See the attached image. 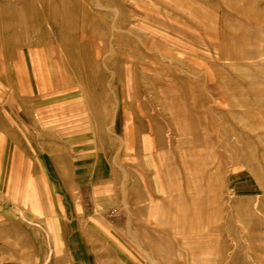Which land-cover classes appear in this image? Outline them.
Instances as JSON below:
<instances>
[{"label": "rangeland", "instance_id": "rangeland-1", "mask_svg": "<svg viewBox=\"0 0 264 264\" xmlns=\"http://www.w3.org/2000/svg\"><path fill=\"white\" fill-rule=\"evenodd\" d=\"M0 264H264V0H0Z\"/></svg>", "mask_w": 264, "mask_h": 264}, {"label": "bare ground", "instance_id": "bare-ground-1", "mask_svg": "<svg viewBox=\"0 0 264 264\" xmlns=\"http://www.w3.org/2000/svg\"><path fill=\"white\" fill-rule=\"evenodd\" d=\"M54 5L52 3H50L49 7H53ZM62 13H64L62 11ZM16 15L15 18H13V20H11V22H9L10 24L8 25L7 23H2L1 25L3 27H6V25H8L9 27H12L14 28V33L15 32H18L19 30L17 29V26H18V23H19V17H20V14H14ZM28 32V31H27ZM25 41V35L21 36V37H17L16 35H12L10 36L9 38H7V42L4 40V44L1 45V47H6L4 49V51L2 52L3 56H4V60H12L14 59V55L16 54L15 50L17 49V47L19 45H21V42H24ZM16 58V57H15ZM9 76H7L8 78L12 79V75L11 73L8 74ZM20 75V74H19ZM14 86V85H13ZM23 86H20L18 88V92H19V89H22ZM16 85L14 87V89H16ZM20 94V93H19Z\"/></svg>", "mask_w": 264, "mask_h": 264}, {"label": "crops", "instance_id": "crops-1", "mask_svg": "<svg viewBox=\"0 0 264 264\" xmlns=\"http://www.w3.org/2000/svg\"><path fill=\"white\" fill-rule=\"evenodd\" d=\"M92 189H93V191H94V190H95V191L97 190L95 187H94V188H91V191H92ZM104 190L109 191L110 188H109V187H105Z\"/></svg>", "mask_w": 264, "mask_h": 264}]
</instances>
